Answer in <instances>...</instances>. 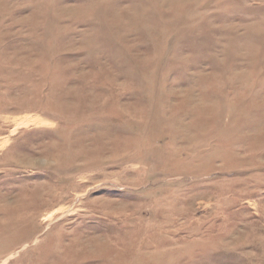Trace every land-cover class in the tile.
Instances as JSON below:
<instances>
[{"label":"rangeland","instance_id":"obj_1","mask_svg":"<svg viewBox=\"0 0 264 264\" xmlns=\"http://www.w3.org/2000/svg\"><path fill=\"white\" fill-rule=\"evenodd\" d=\"M0 264H264V0H0Z\"/></svg>","mask_w":264,"mask_h":264}]
</instances>
